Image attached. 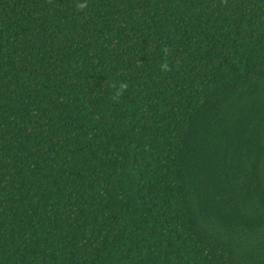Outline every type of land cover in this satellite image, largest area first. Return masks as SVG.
Listing matches in <instances>:
<instances>
[{"label":"trees","instance_id":"trees-1","mask_svg":"<svg viewBox=\"0 0 264 264\" xmlns=\"http://www.w3.org/2000/svg\"><path fill=\"white\" fill-rule=\"evenodd\" d=\"M0 264H264V0H0Z\"/></svg>","mask_w":264,"mask_h":264},{"label":"clouds","instance_id":"clouds-1","mask_svg":"<svg viewBox=\"0 0 264 264\" xmlns=\"http://www.w3.org/2000/svg\"><path fill=\"white\" fill-rule=\"evenodd\" d=\"M81 7H83V5H80ZM125 88H127V84L126 83H122L121 85H120V89L122 90V89H125ZM120 94V92L118 91L117 92V95H119Z\"/></svg>","mask_w":264,"mask_h":264}]
</instances>
